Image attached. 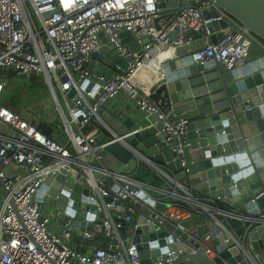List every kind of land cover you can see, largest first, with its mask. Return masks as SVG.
Here are the masks:
<instances>
[{"label":"built area","instance_id":"2783aa9c","mask_svg":"<svg viewBox=\"0 0 264 264\" xmlns=\"http://www.w3.org/2000/svg\"><path fill=\"white\" fill-rule=\"evenodd\" d=\"M181 1L194 7L181 10L167 29H162L163 21L158 20L156 29L157 0H0V70L10 69L16 76L40 77L51 92L63 124L60 144L21 114L0 104V183L5 190L0 197V264H140L132 234L126 229L127 224L135 228L133 217L119 209L121 205L115 203L116 199L128 200L143 210L148 201L166 203L167 210L178 209L176 201H182L192 206L187 212L205 214L218 225L220 217L235 216L223 212L217 204L210 205L204 198H193L152 164L148 163L164 179V187L137 180L131 174L107 170L101 164L104 147L113 142L130 147L123 142V136L97 142L94 133L84 130L94 119L110 132L98 110L124 92L144 117L153 114L161 121L166 142L174 143L176 153L182 154L187 143L180 142L179 136L186 132L188 121L176 119L171 109L162 110L155 105L149 90L137 83V71L167 49L189 44L195 34L203 36L206 42L190 51L191 61L213 62L224 70L244 63L252 43H261L222 11L217 17L204 19L203 10L215 9L212 1ZM221 18L227 20L234 32L211 43L207 24ZM175 26L178 35L168 41L166 34ZM124 30L139 45L137 51L122 43L120 33ZM100 32L118 56H133L121 74L105 78L86 67L91 54L102 46ZM157 63L159 69L161 62ZM84 81L96 87H81ZM3 86L4 81L0 80V97ZM71 88L75 94L69 107L66 95ZM184 164L181 160V165ZM55 174H62L63 180L57 181ZM96 174L110 177L115 189L100 187ZM47 177L51 179L47 190L53 183L58 184L52 187L55 195L40 190ZM68 182L86 184L81 196L94 201L96 219L88 230L80 229V220L75 215L60 222L64 210L74 202ZM45 195L48 201L43 205ZM60 195L65 196L63 202L58 199ZM259 197L264 198V189L251 201ZM167 210L162 211L160 222L173 218L166 214ZM260 218L264 220V215ZM179 255L180 250L167 251L153 257L150 264H166Z\"/></svg>","mask_w":264,"mask_h":264},{"label":"water","instance_id":"95a60500","mask_svg":"<svg viewBox=\"0 0 264 264\" xmlns=\"http://www.w3.org/2000/svg\"><path fill=\"white\" fill-rule=\"evenodd\" d=\"M210 1L215 9L203 10L204 19L217 17L222 11L264 42V0ZM157 7L154 26L157 29L156 22L162 20V29H167L181 10L194 6L181 0H157ZM207 29L211 43L234 32L224 18L212 20ZM177 35L175 26L167 32L166 39L172 41ZM98 36L102 46L91 54L86 67L105 78L113 73L121 74L133 56H118L113 46L106 43L103 33ZM120 37L131 51L140 48L128 31H122ZM158 70L161 75L150 87L149 97L160 109H171L176 119L188 121L186 132L179 136L180 142L187 143L182 154L176 153L174 143L166 142V132L155 115L138 119L125 116L119 120L118 117L124 116L123 111L100 107L98 114L110 130L105 136L109 139L123 136V142L130 147L113 142L104 147L102 155L107 153L116 165L114 171L124 174H132L138 162L144 160L172 174L174 181L193 198H204L210 205L217 204L223 212L235 216L220 217L218 225L205 214L183 211L187 216L160 222L162 211L169 208L166 203L148 201L143 204V210L128 200L116 199L115 203L121 205L119 209L133 217L135 228L127 224L126 229L132 233L140 264H150L153 257L173 250H180V255L166 264H264V220L260 218L264 215V198L251 201L264 189V55L231 70L213 62L194 64L188 55L165 60ZM90 86L96 87L92 82L81 84L86 89ZM74 94V88L67 91L69 107ZM62 135L63 131L53 132L49 137L62 144ZM114 147H119L121 153H115ZM54 177L63 180L62 174ZM94 177L100 187L115 189L110 177L101 174ZM50 180L47 177L40 190L55 195L52 187L58 184L46 189ZM66 185L73 189L70 198L74 202L64 210L60 222L75 215L81 230L90 229L96 215L94 201L81 196L87 185L70 182ZM0 189L5 194L1 183ZM64 198L60 195L58 199L63 202ZM47 201L45 195L42 204L46 205ZM86 210L90 213L85 214ZM206 239L209 245L204 243Z\"/></svg>","mask_w":264,"mask_h":264},{"label":"crops","instance_id":"0c3cea01","mask_svg":"<svg viewBox=\"0 0 264 264\" xmlns=\"http://www.w3.org/2000/svg\"><path fill=\"white\" fill-rule=\"evenodd\" d=\"M230 29H232V27H230ZM205 42H206V39L203 36H201L199 34H195L192 38V41L189 44L183 45L180 47L169 48L164 53L168 57L167 60L168 59H172V60L178 59V58L183 57V56H188L191 50L198 48V47H201L202 45H204ZM263 55H264V46L261 44L253 42L251 45L249 54L246 57V59L244 60V63H247V62H250V61L255 60L257 58H260ZM244 63H242V64H244ZM160 75H161V73H159V70H158L157 59H152V60H150L149 64L140 68L137 71L136 81L141 87H145L147 89H150V87L157 81V79H159ZM102 107L103 108L101 110L123 111L124 116H121V118L118 117L119 120H123L125 116H129V117L134 118V119L144 117L143 114L138 111V109L133 104V102L126 97L124 92H120L118 95H116L112 99L108 100ZM99 112H100V110H99ZM21 114L28 121L33 122L37 127H39L40 130H43V131L47 132L48 134H51L53 132L59 133L63 130V124H62L61 119L58 120V119H52L51 118L50 119V121H52L51 124H47L44 120L45 119L44 117L41 118L39 116H37V117L30 116V115H27L26 113H21ZM104 125H105V123H104ZM84 130L86 132L94 133L96 135V139H98L99 141L105 140L107 133H108L107 129H105L104 126H102L100 123H98L94 119L89 121V123L85 126ZM105 134H106V136H105ZM120 150L121 149L119 147L113 148V151L115 153H119ZM140 162H144V163L148 164L144 160H140L138 163H140ZM163 173L166 174L168 177H170L174 181V179L172 178V174H170L168 172H163ZM146 183L156 184L159 187L165 186V184H164V186H161L158 183H153V182L152 183L146 182ZM175 210L177 212V215L181 214L180 217L187 216L185 212H183L179 209H175ZM128 232H130V231H128ZM204 243L206 245H209V241L207 239L205 240Z\"/></svg>","mask_w":264,"mask_h":264},{"label":"rangeland","instance_id":"374dc122","mask_svg":"<svg viewBox=\"0 0 264 264\" xmlns=\"http://www.w3.org/2000/svg\"><path fill=\"white\" fill-rule=\"evenodd\" d=\"M23 78V77H22ZM16 76L15 79L9 80V87L7 88L9 97V106L17 108L19 114L26 113L30 116H39L45 118L47 124H51L50 119H60L59 111L52 99L51 92L47 84L42 80L41 82H34L31 79ZM56 96L60 103L64 106L61 95L56 91ZM101 164L110 171H114L116 165L112 158L106 154L101 155ZM2 192L0 190V197ZM166 214L174 219H179L181 214L177 215L175 209H169Z\"/></svg>","mask_w":264,"mask_h":264},{"label":"trees","instance_id":"16d2710c","mask_svg":"<svg viewBox=\"0 0 264 264\" xmlns=\"http://www.w3.org/2000/svg\"><path fill=\"white\" fill-rule=\"evenodd\" d=\"M258 41L264 46L263 41H260V40H258ZM15 77H16V75L10 69H1L0 70V80L4 81V86H3L2 94L0 97V104H2L3 106H6L7 108H9L11 110H13L14 112L19 113L17 108H12L11 106H9V104H10L9 99L10 98L7 97V95H8L7 88L9 87V80L15 79ZM20 77L31 79L34 82H41L42 81V79L40 77H36L34 75L29 76V77H24V76H20ZM45 134L49 136V134L47 132H45ZM131 176L137 180H140V181L158 183L159 185L164 186V179L154 169H152V167H150L148 164H146L144 162L138 163L136 170L131 174ZM176 204H177V207L179 210L188 211L190 208H192V206H190L189 204L184 203L182 201H176ZM99 239L102 240L101 237H99Z\"/></svg>","mask_w":264,"mask_h":264},{"label":"bare ground","instance_id":"6f19581e","mask_svg":"<svg viewBox=\"0 0 264 264\" xmlns=\"http://www.w3.org/2000/svg\"><path fill=\"white\" fill-rule=\"evenodd\" d=\"M226 20V19H225ZM227 21V20H226ZM242 26V25H241ZM234 31V30H233ZM167 56H166V54L164 53V54H160L156 59L157 60H159L160 62H163V61H165V60H167ZM195 64V63H194ZM149 90V89H148ZM98 113H99V110H98ZM99 115V114H98ZM26 119V118H25ZM27 120V119H26ZM28 121V120H27ZM28 122H30V121H28ZM31 124H33V125H35L34 123H32V122H30ZM35 127L38 129V130H40L36 125H35ZM41 132H43L42 130H40ZM44 134H45V132H43Z\"/></svg>","mask_w":264,"mask_h":264}]
</instances>
